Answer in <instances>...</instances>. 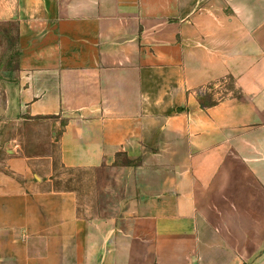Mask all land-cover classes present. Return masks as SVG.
Here are the masks:
<instances>
[{
    "label": "crops",
    "instance_id": "0c3cea01",
    "mask_svg": "<svg viewBox=\"0 0 264 264\" xmlns=\"http://www.w3.org/2000/svg\"><path fill=\"white\" fill-rule=\"evenodd\" d=\"M0 28V264H264V0H0Z\"/></svg>",
    "mask_w": 264,
    "mask_h": 264
},
{
    "label": "rangeland",
    "instance_id": "374dc122",
    "mask_svg": "<svg viewBox=\"0 0 264 264\" xmlns=\"http://www.w3.org/2000/svg\"><path fill=\"white\" fill-rule=\"evenodd\" d=\"M2 37L8 38V41H5ZM16 47L12 33H9L6 28H0V63L6 64L9 61L10 65H16ZM1 66V65H0ZM241 89L237 88L235 84V80L228 78L224 79L218 87L214 85H209L208 89L202 92L200 96V101L202 100L204 103H213L218 100L225 98L231 94L239 95ZM38 129V128H36ZM21 131V130H20ZM2 159V158H1ZM56 164L58 169V175L63 178H69L66 182L61 180L57 181L56 185L61 187H70L72 184L70 182V178H78L84 177L85 173L67 169L61 166L59 158H56Z\"/></svg>",
    "mask_w": 264,
    "mask_h": 264
},
{
    "label": "trees",
    "instance_id": "16d2710c",
    "mask_svg": "<svg viewBox=\"0 0 264 264\" xmlns=\"http://www.w3.org/2000/svg\"><path fill=\"white\" fill-rule=\"evenodd\" d=\"M200 102H201L202 106H209V105H212V104L216 103V102H213V103L208 104V103H204L202 100Z\"/></svg>",
    "mask_w": 264,
    "mask_h": 264
}]
</instances>
